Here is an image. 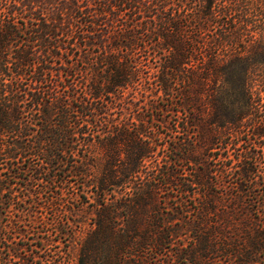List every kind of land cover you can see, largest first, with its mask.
<instances>
[{
	"label": "trees",
	"instance_id": "trees-1",
	"mask_svg": "<svg viewBox=\"0 0 264 264\" xmlns=\"http://www.w3.org/2000/svg\"><path fill=\"white\" fill-rule=\"evenodd\" d=\"M8 210L14 264H264V0H0Z\"/></svg>",
	"mask_w": 264,
	"mask_h": 264
},
{
	"label": "rangeland",
	"instance_id": "rangeland-1",
	"mask_svg": "<svg viewBox=\"0 0 264 264\" xmlns=\"http://www.w3.org/2000/svg\"><path fill=\"white\" fill-rule=\"evenodd\" d=\"M42 200H46V198L43 197ZM9 210H11V209H9ZM9 210L4 212L0 216V219H3L4 221L9 220V219L13 220V218L18 219L16 217V214L13 211L11 212ZM44 216L51 218V216L48 213H45ZM34 235L35 236H37V235L43 236L44 233L33 232V231L30 234H29V232L25 233V236H28L29 238L34 237ZM76 247L77 246H75V248H73L70 252H68V254H65V252H63L64 253L63 256H64L65 260L70 261L69 264H76V262L78 261V251H77ZM58 252H59L58 249H55V248H51V249L47 250V249H40V248H35V247H33V248L27 247V249H25V251H23L22 253L23 254H27V253L30 254V255H28V258L31 256V253L38 256V257L40 256L38 258L39 260L36 261L37 264H62L63 262L60 263L59 258L55 259V260H57L56 262H54V260L51 262L45 261L46 258L48 259V255L55 254L56 257H58ZM9 259H10V256H9V253L7 251H3V254H0V264H14V262H10L11 260H9ZM22 262L23 261L21 260L20 264H22Z\"/></svg>",
	"mask_w": 264,
	"mask_h": 264
}]
</instances>
